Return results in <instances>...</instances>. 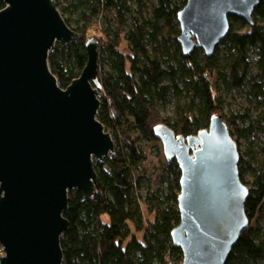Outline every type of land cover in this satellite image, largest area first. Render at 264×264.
I'll return each instance as SVG.
<instances>
[{"label": "water", "instance_id": "1", "mask_svg": "<svg viewBox=\"0 0 264 264\" xmlns=\"http://www.w3.org/2000/svg\"><path fill=\"white\" fill-rule=\"evenodd\" d=\"M0 245L2 264H64L62 236L69 192L92 197L115 141L99 120V45L86 42L88 62L68 88L49 56L56 44L76 42L56 0H0ZM261 0H187L178 14L184 54L196 47L213 56L230 33V17L254 25ZM168 161L181 167L180 224L172 239L182 264H227L250 226L240 152L222 114L209 129L177 136L155 128Z\"/></svg>", "mask_w": 264, "mask_h": 264}, {"label": "trees", "instance_id": "2", "mask_svg": "<svg viewBox=\"0 0 264 264\" xmlns=\"http://www.w3.org/2000/svg\"><path fill=\"white\" fill-rule=\"evenodd\" d=\"M58 6L60 0H56ZM81 9L85 24L74 28L80 34L76 42L57 43L50 53L49 62L60 86L68 88L78 79L88 62L86 42L92 38L96 17L102 15L108 27L102 36H94L99 45L98 83L101 106L99 120L114 135L115 153L106 159V165L95 161L98 174L95 194L90 197L79 189L69 192V208L65 217L69 229L62 236L65 264H182L183 251L176 246L172 232L180 224L179 195L182 171L177 160L164 164L165 193H150L145 204L155 219L146 225L135 176L146 155L137 145L132 131H139L151 141H161L155 128L168 125L177 136H191L209 129L215 115L222 114L240 152L244 136L234 117L224 112V99L215 90L213 80H221L229 88L251 85V94L263 108L258 129L264 134V0L253 14L254 25L242 18L231 16L230 33L218 46L213 56L196 47L188 56L184 54L178 37L181 35L179 12L187 0H157L149 18L133 16L129 25L126 19L132 13L126 0H74ZM89 12L83 10V7ZM144 3L140 2L139 13ZM5 7L0 2V10ZM66 10V9H65ZM62 11V10H60ZM125 27L127 29H125ZM129 44V54L122 51L123 41ZM227 52L222 55V47ZM102 48L108 57L101 55ZM150 48L156 56L150 54ZM255 51L256 60L251 57ZM164 57V63L159 55ZM108 64L109 69L105 66ZM256 65L258 76L252 75ZM165 78L174 83L178 95L187 93L190 103L177 107L174 117H164L156 107V100H167L170 87L161 85ZM183 82V88L177 85ZM264 158V141L261 143ZM247 163L240 152L238 164L242 182L247 185ZM253 187L246 201L249 228L242 233L233 248L227 264H241L264 259V241L251 223L264 206V163L253 169ZM110 215V223L103 215ZM133 225V226H132ZM143 232V238L137 236ZM2 248V247H1ZM0 253V257H1ZM0 264H2L0 262Z\"/></svg>", "mask_w": 264, "mask_h": 264}, {"label": "rangeland", "instance_id": "3", "mask_svg": "<svg viewBox=\"0 0 264 264\" xmlns=\"http://www.w3.org/2000/svg\"><path fill=\"white\" fill-rule=\"evenodd\" d=\"M129 7L132 9V13H128L126 16L127 22L130 25L133 21V16L149 18L152 13L153 7L157 4V0H126ZM140 2L144 3L142 13H139ZM79 3H74V0H60V5L58 6L61 12H64L65 17L70 19L71 25L76 28L85 24V21L82 18V13L80 9H77L76 6ZM66 9V10H65ZM83 10L89 12L87 6L83 7ZM97 23L95 30L89 31V36H102V32L107 29L108 25L102 15L98 16L94 20ZM125 29H127L125 27ZM222 55L226 53V47H222ZM122 51L125 54H129V44L126 40L123 41ZM150 54L155 55V51L150 48ZM101 55L108 57V52L105 48H102ZM159 55V53H157ZM252 59L256 60L255 51L251 52ZM160 61L164 63V57L159 55ZM106 69H109L108 64L105 66ZM252 75L258 76L259 71L256 65L252 66ZM258 82H264V79L257 78ZM215 90L223 96L224 99V112L229 117H234L238 126L243 129L244 136L240 140V152L242 157L245 159L247 169L245 172V179L247 181V186L249 189L253 187V169L259 168L264 163L263 154L261 153V143L264 141V134L257 127V121L259 115L262 111V107L258 104L257 100L254 98V94H251L252 87L251 85H246L244 88H229L221 80H213ZM161 85H167L170 87L169 95L167 100H156V107L161 112L164 117H174L175 112L178 106L183 108L187 107L190 103V99L186 92L183 95H178L176 89L173 88L174 83L165 78L162 81ZM177 85L180 88H183V82L177 81ZM131 134L135 137L137 145L146 155V160L139 166L135 172V176L140 179L141 184L138 186L137 193L142 200L143 213L145 216L146 225L154 221L155 214L151 213L146 207L144 199L153 192L156 193H165L166 185V175L164 172V164L166 157L164 154V146L161 141H151L145 138L139 131H132ZM114 137V135H112ZM111 156V155H110ZM109 156V157H110ZM97 161V160H95ZM103 219L106 222H110V215L104 214ZM133 226V225H132ZM252 228L259 236V241H264V206L262 207L261 212L257 214L254 221L251 223ZM138 238H143V232H137ZM2 245H0V253L3 256L4 250ZM65 264V263H64ZM236 264V263H235ZM238 264V263H237ZM241 264H264V259L249 261Z\"/></svg>", "mask_w": 264, "mask_h": 264}, {"label": "crops", "instance_id": "4", "mask_svg": "<svg viewBox=\"0 0 264 264\" xmlns=\"http://www.w3.org/2000/svg\"><path fill=\"white\" fill-rule=\"evenodd\" d=\"M104 220V219H103ZM105 221V220H104ZM106 222V221H105ZM107 223H110V222H107Z\"/></svg>", "mask_w": 264, "mask_h": 264}]
</instances>
